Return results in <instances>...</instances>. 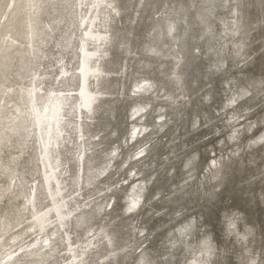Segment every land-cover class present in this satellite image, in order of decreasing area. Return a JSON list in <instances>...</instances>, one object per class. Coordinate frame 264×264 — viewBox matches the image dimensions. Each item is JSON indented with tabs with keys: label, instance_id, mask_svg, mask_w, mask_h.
<instances>
[{
	"label": "bare ground",
	"instance_id": "obj_1",
	"mask_svg": "<svg viewBox=\"0 0 264 264\" xmlns=\"http://www.w3.org/2000/svg\"><path fill=\"white\" fill-rule=\"evenodd\" d=\"M0 264H264V0H0Z\"/></svg>",
	"mask_w": 264,
	"mask_h": 264
},
{
	"label": "rangeland",
	"instance_id": "obj_2",
	"mask_svg": "<svg viewBox=\"0 0 264 264\" xmlns=\"http://www.w3.org/2000/svg\"><path fill=\"white\" fill-rule=\"evenodd\" d=\"M83 245V243H79V246L81 247Z\"/></svg>",
	"mask_w": 264,
	"mask_h": 264
}]
</instances>
